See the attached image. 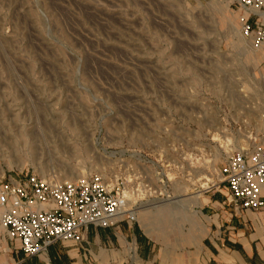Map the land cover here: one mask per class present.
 <instances>
[{"label":"rangeland","instance_id":"374dc122","mask_svg":"<svg viewBox=\"0 0 264 264\" xmlns=\"http://www.w3.org/2000/svg\"><path fill=\"white\" fill-rule=\"evenodd\" d=\"M235 3L0 0V171L125 177L156 248L124 264H207L198 206L227 196L216 127L255 63ZM238 213L264 235V211Z\"/></svg>","mask_w":264,"mask_h":264},{"label":"built area","instance_id":"2783aa9c","mask_svg":"<svg viewBox=\"0 0 264 264\" xmlns=\"http://www.w3.org/2000/svg\"><path fill=\"white\" fill-rule=\"evenodd\" d=\"M235 4L239 34L253 50L262 52V58L245 82L248 87L242 82L236 90L235 99L240 101L220 115L215 132L224 153L219 184L227 188L234 212H260L264 211V0ZM115 178L108 183L101 173H90L57 181L35 173L19 178L2 171L0 228L26 255H38L56 241L82 242L89 225L135 222L138 207L128 197L127 178Z\"/></svg>","mask_w":264,"mask_h":264},{"label":"crops","instance_id":"0c3cea01","mask_svg":"<svg viewBox=\"0 0 264 264\" xmlns=\"http://www.w3.org/2000/svg\"><path fill=\"white\" fill-rule=\"evenodd\" d=\"M225 196L214 189L205 191L198 206L203 230L214 231L209 241H206L207 236L203 238L204 262L264 264V235L257 232L246 234L245 223H242L245 217L239 219L237 216L241 215L236 212L234 218L228 213L224 205ZM83 237L80 243L56 241L38 255H26L0 228V264H124L126 254L135 259V249L141 259L155 255L156 246L151 243L138 220L131 222L122 219L109 227L89 225L83 231Z\"/></svg>","mask_w":264,"mask_h":264},{"label":"bare ground","instance_id":"6f19581e","mask_svg":"<svg viewBox=\"0 0 264 264\" xmlns=\"http://www.w3.org/2000/svg\"><path fill=\"white\" fill-rule=\"evenodd\" d=\"M237 26V25H236ZM243 39V38H242ZM248 43V42H247ZM247 46L248 47H250L249 46V44H247ZM250 51H251V53H252V56H251V62L252 61H254L255 63H254V65L252 64V66H253V69L258 65V63L260 62V60H261V58H262V52L259 50V51H255V50H253L251 47H250ZM244 84V83H243ZM246 84V86L248 87V84L247 83H245ZM2 170V169H1ZM1 172V171H0ZM102 174V173H101ZM103 175V174H102ZM199 195V194H198ZM198 195H194V197H193V203L191 204V206H193L194 204H197L198 203ZM160 201V200H159ZM178 202V200H175L174 199V201H171V203H177ZM165 212V213H164ZM137 213H138V210H137ZM160 215L162 216V218H161V221L162 222H165V221H167L168 219H169V217H170V214H169V212L168 211H163V212H161L160 213ZM162 233V232H161Z\"/></svg>","mask_w":264,"mask_h":264}]
</instances>
